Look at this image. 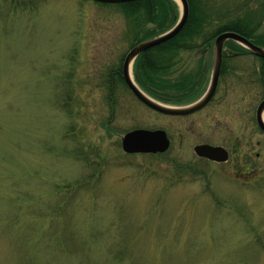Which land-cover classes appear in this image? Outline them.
I'll use <instances>...</instances> for the list:
<instances>
[{
    "label": "rangeland",
    "instance_id": "obj_1",
    "mask_svg": "<svg viewBox=\"0 0 264 264\" xmlns=\"http://www.w3.org/2000/svg\"><path fill=\"white\" fill-rule=\"evenodd\" d=\"M126 23L89 0H0V264H264L260 61L232 60L200 114H157L117 86L110 118L103 86L129 52ZM203 62L181 52L171 79ZM137 129L164 131L168 150L124 153ZM235 144L249 177L194 152Z\"/></svg>",
    "mask_w": 264,
    "mask_h": 264
},
{
    "label": "trees",
    "instance_id": "obj_2",
    "mask_svg": "<svg viewBox=\"0 0 264 264\" xmlns=\"http://www.w3.org/2000/svg\"><path fill=\"white\" fill-rule=\"evenodd\" d=\"M152 2L153 4H151ZM99 5L118 8L122 15H124L127 21L126 37L128 41V50L142 42L151 40L168 31L175 24L179 15L177 10L178 7L171 0H139L136 2H128L123 4ZM156 7L158 10L153 12V14H150L151 9L153 8L154 10ZM195 9H198L199 12L196 11L195 13ZM207 12L211 14L212 8L203 5L202 3L199 7L193 3L192 5L190 4L191 20L195 16L199 17L201 29L208 27L206 21L209 18H204ZM151 15L155 16L154 19L159 21L152 22L150 18ZM164 19L170 20V24H165L163 22ZM191 20L188 22L187 28L190 25H194L193 22L190 23ZM148 24H153L159 27V29L144 31L143 26ZM211 27L213 28V26ZM214 29H216V35L230 31L244 37L252 44L264 49V36L255 37L247 35L245 33V31H248L246 24L233 23L227 25V28L221 25H216ZM199 38L201 40L199 44L201 46H205L210 45L214 37L202 36ZM195 39V37L184 36L181 32H179L178 35L173 39L141 54L134 61L132 66L133 78L137 86L152 99L166 105L181 106L182 104L186 105L197 100V98L202 93L201 91L204 85L203 82L205 80L203 74L206 69L202 70V75H189L188 77L184 78H181L180 76L178 79H171V71L174 69V66L178 61V55L181 53V49L198 45L196 42L194 43ZM225 45L238 46L231 41L226 42ZM122 61L123 59H120L118 66L107 72L104 81L103 87L106 91L105 104L109 109L110 118L113 117V110L115 109L116 105L115 89L117 86H121L125 91H127L121 76ZM261 71L262 73L260 74V79H264V61L261 66ZM66 96L69 97V94ZM67 105H65V107ZM63 111L70 118L71 116L73 117L72 112L67 107L63 109ZM75 158L77 159V154H75ZM176 165L177 164H174V166ZM177 166L180 168L179 165ZM191 170L194 173L196 172L194 169Z\"/></svg>",
    "mask_w": 264,
    "mask_h": 264
},
{
    "label": "water",
    "instance_id": "obj_3",
    "mask_svg": "<svg viewBox=\"0 0 264 264\" xmlns=\"http://www.w3.org/2000/svg\"><path fill=\"white\" fill-rule=\"evenodd\" d=\"M101 4H123L128 2H134L138 0H89ZM180 6L181 14L180 19L176 25L168 32L163 35L140 43L133 47L124 57L122 62V79L129 90V92L144 106L151 109L152 111L168 117H181L191 115L206 106V104L211 100L216 87L217 80L221 67V53L222 47L227 41H232L247 50L256 57L264 59V49L254 46L248 40L237 35L235 33H223L215 38V59L213 66V78L207 93L196 103L188 107H168L161 105L154 100L147 97L133 82L131 78V68L134 61L144 52L154 47H157L171 39H173L184 26L188 17V6L186 0H176ZM264 100L259 104L256 110V124L260 130L264 133ZM170 146L169 139L166 133L162 130H141L137 129L128 132L124 135L121 140V149L126 154H161L168 150ZM194 152L198 157L207 159L212 162L223 163L228 159L227 152L220 147H212L209 145H199L194 148Z\"/></svg>",
    "mask_w": 264,
    "mask_h": 264
},
{
    "label": "flooded vegetation",
    "instance_id": "obj_4",
    "mask_svg": "<svg viewBox=\"0 0 264 264\" xmlns=\"http://www.w3.org/2000/svg\"><path fill=\"white\" fill-rule=\"evenodd\" d=\"M186 2H187V6H188V17H187V20H186L184 26L182 27V29L180 31L184 36L199 38V37H202L203 35H206L207 37L208 36L211 37L214 35L216 38L220 34L216 35L217 32L213 31L211 26L214 27V24H215V26L221 25V26L227 28V25L233 24V23H235V24H246L248 31H245V33L249 36H255V37L264 36V26L259 25L260 21L264 20V0H240V1L239 0H210L209 4L212 7V13H211L212 18L208 19L207 22H211V21L212 22L207 23V24H209L210 28L207 27L205 29H201L199 17L195 16L192 20L190 17V4L192 5V3H193L199 7L201 5V3L203 2V0H186ZM151 4H153V2ZM196 11L199 12L198 9L194 10L195 13H196ZM217 14H220L219 15L220 17L218 16V18H214V16ZM190 20H191L190 23L193 22L194 25H190L187 28V24ZM222 20L225 22H223L221 24ZM227 32H230V31H226L223 33H227ZM182 49H184V50H182ZM182 49H181V52H185V53L194 52V54H199V63H201V59L202 60L204 59L203 64L204 63L206 64V71L204 72L205 73L204 74L205 80H207V78H208L207 77V70L209 68V65L211 64V66H210L211 72H210V78H209L210 80H209V82H207L208 85L206 83V89L201 94V96L197 100H195L194 102L186 104V105H183V104L181 105V107H186V106L192 105L193 103L199 101L207 93V91L210 87V84H211L212 78H213L215 47L213 44L208 45V46H201L199 44L196 46H191V47L182 48ZM251 56L254 59L260 61L259 67H258V76L260 77V74L262 73L261 66L263 64V59L254 56L253 54H251L249 52V50H247L244 47L224 45L222 47V53H221L222 62H221L220 72H219V76H218V80H217V87H216V90H215L211 100L201 110H199V111H197L191 115L181 116V119L186 118V117H192L194 115L200 114L201 111L206 110L210 106V104L214 101V99L216 98L217 91H218L219 86L221 84L222 78L226 77V75H229V74L231 77L235 73V72L231 71L232 68L230 66L233 64V63H231V61L236 59L237 57L238 58L244 57L245 59H249V57H251ZM207 58H208V61H207ZM205 59H206V61H205ZM263 81H264V79L260 80V83H262ZM260 102L258 103V105L260 104ZM258 105H257V107H258ZM257 107L255 109V117H254L255 122H256ZM226 152L228 153V160H229V158H231L230 161L232 164V169L235 170V173L240 172V174H243L244 177H249L250 175H252L253 171L247 165H244V163L242 162L243 152H242V150L238 144L233 145L232 148ZM212 163H214V162H212Z\"/></svg>",
    "mask_w": 264,
    "mask_h": 264
},
{
    "label": "bare ground",
    "instance_id": "obj_5",
    "mask_svg": "<svg viewBox=\"0 0 264 264\" xmlns=\"http://www.w3.org/2000/svg\"><path fill=\"white\" fill-rule=\"evenodd\" d=\"M263 120H264V117H263Z\"/></svg>",
    "mask_w": 264,
    "mask_h": 264
}]
</instances>
